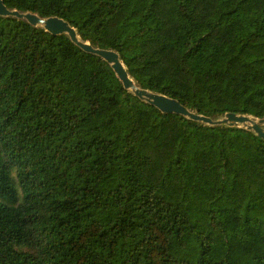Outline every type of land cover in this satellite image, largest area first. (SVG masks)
<instances>
[{
    "label": "trees",
    "instance_id": "1",
    "mask_svg": "<svg viewBox=\"0 0 264 264\" xmlns=\"http://www.w3.org/2000/svg\"><path fill=\"white\" fill-rule=\"evenodd\" d=\"M2 1L190 112L264 118V0ZM0 264H264V141L162 114L67 36L0 18Z\"/></svg>",
    "mask_w": 264,
    "mask_h": 264
},
{
    "label": "water",
    "instance_id": "2",
    "mask_svg": "<svg viewBox=\"0 0 264 264\" xmlns=\"http://www.w3.org/2000/svg\"><path fill=\"white\" fill-rule=\"evenodd\" d=\"M0 18L25 22L29 26L40 28L55 37L62 35L67 36L70 42L81 51L101 59L110 66L124 90L131 93L139 101L154 107L162 114L181 116L192 122L200 123L212 128L224 126L226 128L243 129L247 132L253 133L256 137L264 141V118L256 119L252 116L231 113H227L219 119L207 118L188 111L179 104V102L173 99L143 90L129 77L116 52L100 50L90 46L89 43L82 42L76 31L70 27L67 22H64L61 19L55 17L41 18L36 14L9 10L4 6L2 0H0Z\"/></svg>",
    "mask_w": 264,
    "mask_h": 264
}]
</instances>
